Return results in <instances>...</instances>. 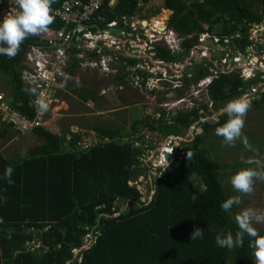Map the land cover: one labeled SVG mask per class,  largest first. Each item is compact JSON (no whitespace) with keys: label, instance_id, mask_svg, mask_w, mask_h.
Listing matches in <instances>:
<instances>
[{"label":"trees","instance_id":"16d2710c","mask_svg":"<svg viewBox=\"0 0 264 264\" xmlns=\"http://www.w3.org/2000/svg\"><path fill=\"white\" fill-rule=\"evenodd\" d=\"M62 1L53 0L50 7H59ZM111 1L107 0L97 14L105 18L100 22L102 27L123 16H134L138 5L150 0H115L110 6ZM256 1L163 0L162 8L173 12L168 26L186 37L187 49L203 32L230 36L261 23L264 0L260 13L254 10ZM38 42V38L28 35L15 56L0 55V72L11 86V103L16 107L22 104L18 109L31 117L34 112L28 105L34 97L28 95L20 69L26 50ZM156 49L163 59L174 60L176 56L171 52L168 55L165 47ZM182 49L178 56H183ZM75 69H79L76 60L69 75L73 76ZM206 74L207 69H202L199 76ZM116 80L120 84L123 77ZM260 81L257 77L254 83ZM241 86L239 77L220 75L209 91L217 103L239 94ZM66 87L82 102L98 103V88ZM176 92L183 96L181 90ZM255 101L264 103V92ZM202 110L169 118L162 111L159 119L144 114L135 119L130 130L110 127L107 121L108 125L92 123L89 129L102 141L85 147L80 146L79 132L62 130L56 135L37 128L33 133L40 144L26 156L7 159L0 152V197L4 198L0 200V264H252L255 257L247 235L241 246L231 249L215 242L218 234L231 232L235 237L236 216L240 214V205H233L228 212L221 210L220 203L230 197L221 183L222 167L202 149L203 135L222 125L225 114L201 124L203 131L195 136L191 149H186L184 143L175 145L173 160L153 184L151 201L142 202L143 191L131 185L143 172L139 157L146 149L122 143V138L134 133L132 139L145 143L137 137L142 129L180 137L198 119L209 115L206 107ZM2 125L0 116V136L6 133ZM119 202L127 204L125 209L120 211L116 205ZM195 229L201 231V236L191 239Z\"/></svg>","mask_w":264,"mask_h":264},{"label":"rangeland","instance_id":"374dc122","mask_svg":"<svg viewBox=\"0 0 264 264\" xmlns=\"http://www.w3.org/2000/svg\"><path fill=\"white\" fill-rule=\"evenodd\" d=\"M188 1L191 3L193 0ZM255 4L254 10L260 13L263 8L262 1L257 0ZM162 6L163 0H150L147 4L139 7L136 13L142 15V17L147 20V26L145 29L146 33L144 35H140L141 31H138L140 38L145 40V48H147V45L150 43L151 37L149 35L150 33H153V30L156 28V23L158 24L157 26L160 31L166 30L164 33L165 35L163 34L164 36L161 37V39L168 38L171 35L170 28L166 23L167 19L170 18L172 13L166 9H163ZM11 8H16L19 10L15 0H0V18H2ZM157 9L160 10L157 12ZM250 27V31L253 33L252 36L254 37V43L260 45L261 49L264 51V18L260 24H252ZM206 29H208L207 25ZM206 32L218 36L217 34L211 33L209 31ZM155 34L158 35L159 33L156 32ZM172 34L174 35V33ZM183 37L186 38L185 36ZM174 55H176L173 57L174 61H180L183 57L181 54L178 56V52H174ZM259 59L261 60L260 57ZM140 60L141 59H139L138 66L141 65V67H143V62L142 60L140 62ZM138 66H136V68ZM118 68L120 73L121 63H119ZM128 70L129 69L127 68L122 69L123 73H126ZM152 70L154 71V69H148V71ZM258 72L259 71H256V73ZM258 77H260V74H258ZM112 79L113 77L109 78L107 76L101 75L97 71L75 69L74 75L72 77L68 76L63 81L64 84L62 88L60 87L61 90H59L60 88L57 90L55 97L56 103L54 105L58 107V109L56 111H51L54 109V107L51 102L49 103L48 109L50 111L49 113H46V125L44 124L42 127L47 130L48 128L52 129L55 133H60L63 129L71 130V132L74 133L80 132L82 134L80 146H90L102 141V139H100V137L94 131L89 129V126L92 123L101 122L103 124H107V122H109L110 124L107 125L110 127H118L122 130H130L135 119L140 118L142 115L144 116V114L149 115L152 119H158L163 110L161 103L172 101L178 93L174 90H168L167 84L161 87L160 84H156L157 81H154L155 84H148V89L143 90L144 93H149L148 95H144L146 96L144 97L146 100H139V97H142L143 95L139 91V86L133 82L131 85H128L130 88L126 90V92H129V96L126 100V98L123 97L121 90H111V82L113 81ZM114 79L116 80V78ZM115 82L116 84L122 86V83L119 84L117 80ZM64 85L77 87L79 89L88 87L100 89L102 87L100 92L102 96L99 97L98 103L96 104H91V101H88L87 104H85L82 102V99L72 95L70 91L65 89ZM255 85L257 86V84ZM192 87L187 85L185 82H180L176 88L181 90L182 95L186 94L187 96H191V101L200 102L201 99L198 97L202 96L204 93L195 96L192 91ZM161 92L162 94H160ZM10 95L11 86L8 82V79H6L5 75L0 72V97L2 98L1 101L4 102L0 103V109L4 112L1 119L7 125L9 123H13L16 128L13 129L10 127L8 134L1 133V136H4H0V152L7 159L15 158L17 155L21 157L26 156L28 151L34 147L35 144L33 142L36 141V138L32 137L31 134V131L34 127H32L31 124H26L22 119L23 117L9 111L6 108L7 104L9 103V99L7 98H9ZM69 95L70 97L68 98L67 96ZM258 100H260V98ZM229 101L230 100L226 101V103ZM62 102H64V104ZM137 102H141L142 105L138 106L136 104ZM226 103L222 104L220 108H223ZM214 104L216 106L218 105V103ZM215 110H213L214 112H212V114L216 112L219 113L220 109ZM50 112H52V114L54 113L55 116L52 117ZM101 117L104 118L103 121L100 120ZM160 117H162V115ZM224 118L226 120L228 119L226 114ZM243 119L244 125L241 128V136L235 138L231 144L223 143V137L216 135V128H213L211 131L203 135L202 149L205 151V153H207V156L210 159L218 162L221 165L222 171L220 179L222 186L226 194H229L230 197H239L240 213L244 209L248 208L264 212V180H257L254 178L253 190L250 193H241L233 189L230 183V177L241 168H252L257 171H264V103H259L257 101L251 103V106L246 111ZM75 127H78V129L74 130ZM143 131L144 129H142L140 132L141 134H138L137 137L141 136V139H145L147 141L149 140L155 143L151 148L154 151L161 148L167 141L165 135L161 134L160 132L157 133L147 131L144 138ZM188 131L189 130L184 133L185 135L187 134V136L189 134ZM7 135L9 138H7ZM133 136L134 133H132L130 136H125L121 140L122 143H135V146L136 143H138L140 145L141 143L139 140L132 139ZM149 153L150 151L146 152V156H142L146 161H148L149 157L151 156ZM172 160L173 157H170V160H168L169 163ZM168 161L165 160L164 164ZM151 175L152 174L151 171L149 172V167H146L145 172L141 173L140 177H143L144 179H138L137 181L133 180L132 182V186L137 185L138 188L143 191L141 201L144 203H147L151 197L150 186L155 181V178H152ZM116 205L122 210L127 204L119 202ZM250 223L257 232H264V220L256 222L253 218L250 220ZM253 264H255V261Z\"/></svg>","mask_w":264,"mask_h":264},{"label":"built area","instance_id":"2783aa9c","mask_svg":"<svg viewBox=\"0 0 264 264\" xmlns=\"http://www.w3.org/2000/svg\"><path fill=\"white\" fill-rule=\"evenodd\" d=\"M106 1L107 0H63L59 7H50V14L53 15L54 19L52 23L48 25L49 31L40 36L41 44L31 46L26 52L29 65L25 69L26 71L24 72L23 79L29 85L32 96L34 97L31 107L35 115L34 117H30L23 114L15 110L9 103L6 106L9 111L23 117L22 119L24 122L26 124H31L32 127H34L33 129L42 127L44 124L46 125V113L50 111L48 105L50 102L53 103L57 90L68 77L69 68L75 60L79 64V69L97 71L101 75L109 78L113 77L114 79L126 74L123 73L122 69H129L131 60L144 52L145 40L140 38L138 31H141L140 35L146 33L147 20L142 17V15L135 14L136 16H123L107 23L106 27H102L100 22H105V18L97 14L104 7ZM109 5H111V2ZM143 23H146V25ZM56 24H59L60 27L56 28ZM111 30H119L120 32L114 33L111 32ZM154 32L160 34L164 32V30L160 31L158 26H156L153 33H150L149 36L151 40L147 45V49L149 50L154 49L156 45L165 47L159 34L156 35ZM252 35L253 33L251 32L248 41L254 43V37ZM232 37L233 36H216L208 32L199 36V46L196 47L194 51L199 52L201 58L208 57L209 59H213L210 64H208L209 76L198 83L192 90L195 96L202 93L204 94L198 97L201 99L200 102L191 101L192 97L186 94L183 96L176 95L172 101L162 102V111L168 113L166 115L167 118L176 116L182 112L190 113L195 109L203 112L202 109H204V107L209 110V115L211 114L210 116L207 115L208 118L216 116L218 113L212 114V112L218 109V106L214 104L210 96L209 85L211 81L214 78H218L220 74L229 73L233 64H240L242 61H247V65L241 67V76L244 79L248 80L253 78V70L255 72L259 71L258 74H260L261 79L257 86L252 85L246 87L242 95L248 94L252 102L264 92V51L261 49L260 45L254 43V55L252 54V45H249L247 47L249 55L240 57V55L243 54L239 53L238 55H234L232 59H229L226 54L229 49L227 45L230 43ZM208 42H213V50H211V46L205 45ZM197 48L201 49V51ZM257 49H259L260 52H258ZM215 52H220L222 56H213ZM259 54L261 56H259ZM129 59L131 60L129 61ZM119 63H121L120 73L118 68ZM157 63H162L163 66L165 65L164 61H157ZM177 64L178 63H176L175 66ZM237 68H240V66H237ZM147 72L150 74L153 73L148 70ZM134 82L141 88L139 77L136 76ZM152 83L153 79L150 77V80L146 83V88H148V84ZM37 98L43 99L47 104L45 110H41L35 103ZM1 99L0 97V103H4ZM0 113L2 115L4 114L1 109ZM171 122L172 120L169 119L168 123ZM9 124L15 128L13 123ZM197 124L198 122L191 127V130L194 129ZM175 140V137L169 136L166 143L155 151L149 148V143H151V145L155 144L149 140H145V143L139 141L141 143L140 145L136 143L135 147L146 149V152L150 151L149 154L151 156L148 161H146L145 158H141V168L144 169L145 172L146 167H149V172L151 171V176L155 178V180L162 175L165 167L169 164V161L164 164L166 160L164 152H168L170 156L173 155ZM140 177L138 179H144ZM138 179H134V181ZM152 188L153 183L150 186L151 197L148 201L152 200ZM87 237L90 238V236Z\"/></svg>","mask_w":264,"mask_h":264},{"label":"clouds","instance_id":"9594fccd","mask_svg":"<svg viewBox=\"0 0 264 264\" xmlns=\"http://www.w3.org/2000/svg\"><path fill=\"white\" fill-rule=\"evenodd\" d=\"M15 2L18 5L19 10H17L16 8H11L2 18H0V55H5L7 57H13L16 55V53L20 47L21 42L25 39V37H28V35H33L36 38H38L39 39L38 44H41L40 36L43 33H47L49 31L48 25H50L54 19L53 15L50 14V5L53 2V0H15ZM112 5H114V4H112ZM112 5H110V6H112ZM168 21H169V18L167 19V24H168ZM256 25H258V24H256ZM250 28L251 27L248 26V29H247L248 35H250V33H251ZM165 31L166 30H164V32L160 33L159 36L163 37L165 35L164 34ZM170 31H171V35L168 38L161 39V41L165 45V47L170 50V52L172 54H174V52L179 53V50L182 48V45L186 41V38H184L182 35L178 34L176 31H174L171 28H170ZM172 33H174V35ZM203 33H206V32H203ZM203 33H201V34H203ZM238 33H239V31L236 34H238ZM235 35H230V36H235ZM38 44H31L28 47V49L31 46H36ZM197 44H198V42H197ZM206 45L212 46L213 42H208ZM28 49L26 50V52L28 51ZM26 52L24 54L22 67L20 69L21 70L20 71V79L22 80L23 85L25 86V88L28 92V95L33 97L32 93L30 91L29 85L23 79L24 78V72L26 71L25 69L29 65L28 59L26 56ZM197 53H199V52H197ZM217 56L220 57L222 55L220 53V55H217ZM256 57H258V56H256ZM175 63H178V62L175 61ZM245 65H247V61H242V62H240V69L237 68L233 72H229L226 74H220V75H231V76L239 77V79L243 82V86H241V88L239 89V94H237L236 96L233 95L223 102L222 101L217 102L218 103V105H217L218 109H220L219 113L216 116L211 117V118H208L206 115V116L198 119L195 122V123L198 122V124L196 125V127L194 129L191 130V126L192 125L194 126L195 123L189 127L188 136H187V134L186 135L184 134L186 131L180 137L170 135V136L176 138V140H175L176 146H179L180 143H184L185 148H186V146L192 145L191 143L194 141L195 136L197 134L202 133V131H203L201 129V124L206 122L209 119H215L216 118L218 120V116H220L222 114H226L228 119L222 125L216 127V129H215L216 135L223 137L222 142L226 143V144H231V142L235 138L241 136V128L244 125L243 117H244L246 111L250 108L251 103H254V101L258 100L259 98L261 99V95L263 93L262 92L260 94V96L255 98V100L252 102H251V99L248 96V94L242 95L243 90L246 87H250L252 85L258 84V82L254 83V80L257 78V75H258V73H256L255 71H254V77L250 78L248 80L244 79L241 76V74H242L241 67H244ZM205 69H207V74L204 77L199 76L200 78H197L195 80L194 88L198 83H200L203 79H205L206 77L209 76L208 67H205ZM188 75L191 76V73ZM215 79H217V78H214L211 81V83ZM41 95H43V94H41ZM177 95H178V93H177ZM210 96H211V94H210ZM33 100H34V98H33ZM33 100H30L29 105H28L31 109H32L31 103L33 102ZM228 100H230V101L228 103H226V101H228ZM35 103L40 107L41 110H45L47 108V104L41 98H37ZM55 103H56V101L54 99L52 104H55ZM214 103H215V101H214ZM224 103H226L224 105V107L220 108V106ZM9 104L17 111H19L18 107L22 106V104L19 103L16 107L10 101H9ZM19 112H21V111H19ZM50 114H52V112H50ZM8 126L13 128V126L10 124H8ZM39 128H43V127H39ZM35 129H37V128H35ZM35 129H32L31 132H34ZM43 129H45V128H43ZM45 130H47V129H45ZM198 130H199V132H198ZM147 131H149V130L145 129L143 131L144 138H145ZM150 132H156V131H150ZM165 137L167 139L169 136H165ZM141 142H142V140H141ZM133 145H134V143H133ZM187 154L191 155L190 152ZM142 156L143 157L146 156V151H145V154H143V155H141V157H139L140 168H141V164H142V162H141V158H143ZM148 156H150V155H148ZM170 157H173V155ZM6 172H8L10 174L11 169L7 168ZM143 172H144V169H143ZM143 172H141V173H143ZM140 176H141V174L137 178H134V179H138ZM254 178L257 180H264V171H257V170L252 169V168H241V169L237 170L230 177V183H231L233 189H235L241 193H250L253 190ZM157 179L153 182V184L156 183ZM8 183H12L11 179L8 180ZM152 189H153V194H154V190H155L154 185H153ZM3 199H4L3 197H0V200H3ZM239 204H240V199L238 196L237 197H229L220 203V208L224 212H228L232 208L233 205H239ZM253 218L255 219L256 222H260V221L264 220V212L254 210L252 208L244 209L239 215L236 216V223L238 225V230L235 232V237H233V234L231 232L225 234L224 236H221L218 234L215 237V242L220 247H227V248L231 249L233 247L241 246L243 244L244 236L247 235L250 238L249 242H248V246L250 249H252V255L255 257V260H254L255 264H264V235H258L256 229L254 227H252L250 220H252ZM199 236H201V231L198 229H195L191 233V239H195L196 237H199Z\"/></svg>","mask_w":264,"mask_h":264},{"label":"flooded vegetation","instance_id":"af4514ba","mask_svg":"<svg viewBox=\"0 0 264 264\" xmlns=\"http://www.w3.org/2000/svg\"><path fill=\"white\" fill-rule=\"evenodd\" d=\"M193 38L194 36L191 37V39ZM248 39H249L248 30L241 28L239 33L233 36L230 39V43L227 45L229 48L226 53L228 55V58L231 59L234 55H238L239 53L243 54V55H240V57L249 55V52H247V47L249 45H252V49H253L252 54L254 55V43L251 41H248ZM193 42L194 40L188 42V44L193 43ZM184 44L182 45L183 49L182 48L181 49L184 50L185 52L183 54L182 59L178 62L176 66H175L176 64L175 61L166 60L161 57V55L158 52V49H156L158 45H156L154 49L152 50L145 48L144 52L141 53V55H138L134 57V59H132L135 61L134 63L132 62L133 64L131 62L129 63V71L126 73L127 74L126 77L129 79H128V83L126 82L125 86L131 85V83H133L131 80V77L133 78H135L136 76L139 77L140 86H141V88H139V91L143 95L142 97H139V100H143L144 97H146L144 95L149 94L147 92L144 93L143 90L148 89L146 88L147 87L146 83L148 80H150V77L153 79V84H155L154 81H157L156 84H160L161 87L167 84L168 90L177 91L178 88L176 87L178 84H180V82H185L187 85H190L191 87L195 85V80L199 78L201 70L205 69V67H208V64H210L211 60L213 59H209L208 57L201 58L199 56V53L194 51V49L198 47L199 44L196 43L194 46L191 45V47L187 49H186V46H184ZM165 49L168 55L171 56L170 50L167 48ZM199 50L201 51V49ZM211 50H213L212 46H211ZM257 50L258 52H260L259 49ZM213 56L216 57L217 52H215ZM259 56L261 55L259 54ZM139 59L142 60L143 65H144L143 67H141V65L138 66ZM130 60L131 59H129V61ZM157 61H161V62L164 61L165 65L163 66L162 63H157ZM234 65L235 64L231 66L229 72H233L235 69H237V66H240V64H236L235 67ZM136 66L138 67L136 68ZM148 69H154V71L153 70L151 71L153 73L151 74L148 73L147 72ZM252 72L254 73V70ZM190 73H191V76L190 77L187 76ZM160 94H162V92ZM136 104L138 106L142 105L141 102H137Z\"/></svg>","mask_w":264,"mask_h":264},{"label":"crops","instance_id":"0c3cea01","mask_svg":"<svg viewBox=\"0 0 264 264\" xmlns=\"http://www.w3.org/2000/svg\"><path fill=\"white\" fill-rule=\"evenodd\" d=\"M112 4H115V0H112L111 1V5ZM141 6H143L142 4L140 5H138V9H139V7H141ZM167 11H170L171 13H173L171 10H168V9H166ZM158 24L156 23V26H157ZM172 61H174V60H172ZM177 62H179V61H177ZM78 70V69H77ZM128 72V71H127ZM126 72V73H127ZM69 77H72L71 75H68ZM127 76V74H123L122 75V77H123V81L121 82L122 83V86H120V85H118V84H116V82H115V79H112L113 81L111 82V90H115V91H119V90H121L122 91V94H123V97L124 98H126L127 99V97L129 96V92H126V90L128 89V88H130V86H125V84H126V82L128 83V79L129 78H127L126 77ZM189 76V75H188ZM117 79V78H116ZM131 80H132V82H134V80H135V78H133V77H131ZM64 84V83H63ZM63 84H62V86H61V88L63 87ZM66 86H69V85H64V88L65 89H67V87ZM70 88H72L71 86H69ZM120 87H122V88H120ZM61 88L59 89V90H61ZM92 88V87H91ZM125 88V89H124ZM79 89V88H78ZM80 90V89H79ZM100 90V92H101V90H102V87L99 89ZM69 91V90H68ZM112 93V92H111ZM104 94H106V93H104ZM73 95V94H72ZM100 96H102L101 94H99ZM76 96V95H75ZM121 96V95H120ZM69 97H70V95H69ZM78 97V96H77ZM122 97V96H121ZM122 97V98H123ZM58 98H59V96H58ZM7 99H9V101H10V97L9 98H7ZM31 100H33V98H31ZM11 102V101H10ZM92 103L91 104H93L94 102L93 101H91ZM63 104H64V102H62ZM85 104H87V103H85ZM94 104H96V103H94ZM53 107H54V109L53 110H51V111H56L57 109H58V107H56L54 104H53ZM20 111V110H19ZM21 113H23V111H21ZM23 114H26V113H23ZM0 116H1V118H2V114L0 113ZM53 116H55L54 115V113L52 114V117ZM1 122H2V126H3V132L5 131L6 132V134H8V132H9V130H10V127H8V125L5 123V122H3V120L1 119ZM7 125V126H6ZM78 129V127H75V130H77ZM63 130H68V129H63ZM48 131H50L51 133H53V134H56V135H61V132L60 133H55L54 132V130H52V129H48ZM71 131V130H70ZM198 132H199V130H198ZM77 133V132H76ZM80 133V132H79ZM32 134V137H34V138H36L37 139V136H36V134L35 133H31ZM7 138H9L8 137V135H7ZM33 143H35V145L34 146H36V144L38 145V144H40L39 143V141L38 140H36V141H34ZM125 209V208H124ZM123 210V209H122ZM120 211H121V209H120ZM118 215V214H117ZM254 263V262H253ZM252 263V264H253Z\"/></svg>","mask_w":264,"mask_h":264},{"label":"water","instance_id":"95a60500","mask_svg":"<svg viewBox=\"0 0 264 264\" xmlns=\"http://www.w3.org/2000/svg\"><path fill=\"white\" fill-rule=\"evenodd\" d=\"M111 32H114V33H118V32H120L119 30H111ZM219 49V48H218ZM217 55H220V52H217ZM74 130H75V128H74ZM193 147V145H189V146H186V149H191ZM164 155H165V159L166 160H169L170 159V154L168 153V152H164ZM20 231H22V232H26L27 231V229H21ZM27 244H25V246H26Z\"/></svg>","mask_w":264,"mask_h":264},{"label":"bare ground","instance_id":"6f19581e","mask_svg":"<svg viewBox=\"0 0 264 264\" xmlns=\"http://www.w3.org/2000/svg\"><path fill=\"white\" fill-rule=\"evenodd\" d=\"M143 24H145V25H146V23H143Z\"/></svg>","mask_w":264,"mask_h":264}]
</instances>
